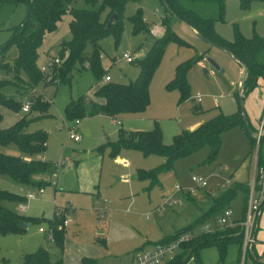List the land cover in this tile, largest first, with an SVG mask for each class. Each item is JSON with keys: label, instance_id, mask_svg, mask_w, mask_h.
Masks as SVG:
<instances>
[{"label": "rangeland", "instance_id": "obj_1", "mask_svg": "<svg viewBox=\"0 0 264 264\" xmlns=\"http://www.w3.org/2000/svg\"><path fill=\"white\" fill-rule=\"evenodd\" d=\"M100 5L98 4V7ZM73 7L91 8L86 0H74ZM139 7L143 8L144 17L149 19L151 27L161 26L162 18L167 13L162 0H137L126 4L121 18L123 29L119 41L116 42L114 33L107 34L99 41L103 51V65L105 69L107 66L110 67L109 73L116 82L128 83L139 76L140 67L136 60L145 55L163 32L152 36L143 31H133L131 16ZM201 10L205 15H217L214 4L210 5L209 9ZM108 11V9L103 10L102 19H105ZM26 14V4L0 0V47L10 39L13 28L23 22ZM225 19V22L217 21L216 27L228 39L234 37V25H238L245 36H252L255 29L259 34L264 35V2L255 0L249 9H242L239 0H226ZM71 20V14L67 13L60 21L58 30L46 36L39 50L40 66L52 58L59 57L61 44L71 40ZM171 26L186 43L172 40L165 48L150 84L151 101L146 110L157 116L156 121L162 127L166 144L172 143L176 134L189 128L199 117L210 119L209 117L221 109L225 114L239 110L236 95L240 86V69L235 59L226 50L206 41L184 21L174 17L171 19ZM91 51L92 45L88 44L86 52L91 53ZM128 52H133L136 57L132 63L123 58V54ZM202 55L205 59L204 65L199 61L190 69L188 73L190 95L181 101L179 90L168 89L167 85L174 78L178 64ZM16 56L17 48L11 45L3 60L12 65ZM209 59L216 61L219 69ZM52 72L53 68L46 73L51 75ZM13 76V72L0 68L1 78H13ZM50 78L47 76L35 89L29 88L28 92L26 87H6L4 89L6 94L22 100L23 103H33L34 96L42 95L47 104L43 109L33 108L27 113L0 105V124L2 128H8L21 117L28 115L32 118L27 130L33 132L42 129L47 132V149L44 156L45 159L59 166L58 171L49 177L50 183L43 187L42 193L37 187L16 182L2 174H0V188L22 196H26L29 192L37 193L32 200L4 201L3 204L22 215L41 219L63 215L64 219H69L70 223L66 226L65 233L66 264H79L76 259V247L73 244L79 240L95 247L92 257L97 260V264H136L133 250L141 244L142 238L118 240L117 226L111 228L110 236L105 230L106 227L104 228L107 235L105 242L98 234V230L102 229L98 226V210L103 209L104 206L100 203L105 198L112 200L113 205L120 209L113 215L115 220L126 223L139 232L148 233L145 235L150 239L160 240L172 235L178 227L181 229L196 223L210 209L217 193L225 186H230L233 181L241 182L239 180L244 181L250 177L247 183L249 186L252 183L254 171L251 160L253 161L254 155L251 157L250 140L246 130L241 126H235L223 134L222 147L215 161L207 162L210 147L205 146L193 154L179 158L174 170L162 172L159 176L160 185L153 186L149 180L138 181L136 174L139 168L153 169L164 163L165 158L159 155L145 156L137 149L124 148L118 155L129 160L130 166L124 167L116 162L118 156H111L107 142L117 140L121 128L152 129L155 126L154 120L134 122L118 116L116 119L123 121L121 125L115 122L113 117L97 114L81 117V123L76 125V119H68L66 107L72 99L81 96H85L86 100L89 99L99 84L95 73L89 68L78 66L74 69L69 83L50 82ZM16 88L21 89L22 92H18ZM197 95L202 96V102L197 101ZM257 98L259 94L253 93L243 99L244 109L252 126L260 118L263 110L259 109ZM69 127H74L81 135L79 141L70 138ZM260 129L261 125L259 131ZM101 145L104 146L103 149L97 150ZM1 150L12 155H25L15 143L2 146ZM257 150L258 139L254 154ZM261 152L264 159V143ZM235 174L238 180L234 178ZM128 175L133 177L132 185L129 181L123 180ZM193 176L206 179L208 184L205 187H196V183L192 180ZM131 193L138 201L133 207L131 206L132 210L131 208L127 210ZM20 203H24V211H19ZM243 204V197L239 195L229 207L233 222L230 227L236 226L234 219L242 218ZM260 212L258 226L261 236L264 230V210L261 208ZM218 217V214L211 215L199 221L192 230L184 233L191 234L190 238H192L203 232L216 231L221 227ZM41 226L48 230L47 221H38L28 224L23 233L8 235L0 233V264H3L4 259L10 260L12 264H20L24 253L34 252L40 247H46L51 253L52 260L55 261L59 248L49 237V233L39 231ZM253 250H250L246 256L242 255L241 264H257L250 253H254ZM237 254L238 247L235 244L230 246L224 262H220L216 247L204 248L201 251L204 264H234ZM187 264H198V262L191 259Z\"/></svg>", "mask_w": 264, "mask_h": 264}, {"label": "trees", "instance_id": "obj_2", "mask_svg": "<svg viewBox=\"0 0 264 264\" xmlns=\"http://www.w3.org/2000/svg\"><path fill=\"white\" fill-rule=\"evenodd\" d=\"M4 1L24 3L27 6L25 19L13 28L10 39L0 47V68L14 73L13 78L0 77V105L17 112L23 111L22 108L25 103L12 95L6 94L4 92L6 87H26L28 92L29 88L35 89L38 83L47 76H50V81L53 79V82L69 83L74 69L78 66L91 69L99 81V86L94 91L95 98L86 100L85 96H81L69 102L65 110L68 119L77 120L81 117L97 114L108 115L115 119L125 113L144 112L151 101L150 84L152 78L160 65L168 43L172 40L186 43L171 26V19L174 17L190 25L209 43L226 50L241 64L246 70L243 99L258 88L262 82L264 83V35L259 34L255 29L253 35L248 37L244 35L238 25H234V37L228 39L216 27L217 21H226V0H163L167 3V13L161 21L162 35L154 41L144 58L136 60L140 67V74L135 80L128 83L113 80L105 83L101 82L107 71L103 65V51L99 41L109 33H114L116 42L119 41L123 29L121 18L125 6L128 2L137 0H102V3H100V0H86L91 8H75L73 7L74 0ZM239 1L242 9H249L251 3L255 0ZM260 1L264 2V0ZM98 4L101 5L98 7ZM212 4L216 6L217 15L203 14L201 9H209ZM105 9L109 11L105 19H102L101 14ZM67 13L72 16L70 22L72 38L70 41L61 44L60 63L54 66L53 74L50 75L43 72L38 64L39 50L46 36L58 30L60 21ZM113 14H116L117 18L109 25ZM131 21L134 32L143 31L145 34L150 35L151 26L145 20L143 8L139 7L137 9L136 13L131 16ZM88 44L92 45L91 53L86 52ZM11 45H15L17 48V56L12 65L3 60L7 49ZM203 59V55L197 56L177 65L174 78L168 83L167 88L179 90L181 101L190 95L188 82L190 69ZM23 75H25V78ZM16 90L22 92L19 88H16ZM236 96L239 102L237 112L225 114L220 111L196 128L185 129L176 134L170 144L164 143L163 130L158 121L155 122L154 128L149 130L121 128L118 139L107 142L111 149L110 154L112 157H117L122 149L133 148L141 151L145 156H163L165 162L161 165L150 170L139 169L137 171L138 179L150 180L152 184L158 185L160 183L159 176L162 172L174 170L175 163L179 158L193 154L205 146L210 147L207 162L215 161L222 147L223 134L235 126H241L246 130L249 137L252 157L257 146L259 128L252 126L248 121L244 105L242 106L240 103L239 92ZM33 98L35 100L28 112L33 108L43 109L46 106L47 103L42 95ZM31 121L32 118L26 115L8 128H2L0 124V174L10 177L16 182L37 187L38 191H43V187L50 183L49 177L57 173L58 168L56 163L38 157V155L43 156L46 152L48 134L42 129L29 132L27 128ZM11 143L17 144L25 155H12L1 150L2 146ZM263 143L264 125L258 144L259 167L264 166L261 152ZM103 147L101 145L97 150H101ZM257 179L256 186L260 188L261 185L258 184ZM249 192L250 186L247 182L233 181L230 186H225L213 198L210 209L196 223L177 229L172 235L152 242L151 244L170 242L176 239L179 234L192 230L199 221H203L211 215H220L225 209L232 206L233 201L239 195L243 197L242 218L236 221L238 222L236 226L219 227L216 231L203 232L190 238L188 241L183 242L177 253L164 264H187L191 259L197 261L198 264H204L201 251L208 247H216L220 262H224L229 248L233 244L238 247L237 259L234 264H241L244 234L240 222L246 216ZM22 200H26V196L0 188V233L4 235L23 233L26 227H23L21 223L28 225L38 221H47L48 231L53 234L52 240L59 248V254L57 259L53 261L50 251L46 247H40L34 252L24 253L20 264H64L63 253L66 237L64 216L44 217L42 219L25 216L3 204L4 201L18 202ZM262 210H264V201ZM255 248L253 250L255 254L250 253L254 256L256 263L259 264L258 257L262 251L257 254ZM3 264L12 263L10 260L4 259ZM81 264H97V260L83 257Z\"/></svg>", "mask_w": 264, "mask_h": 264}, {"label": "built area", "instance_id": "obj_3", "mask_svg": "<svg viewBox=\"0 0 264 264\" xmlns=\"http://www.w3.org/2000/svg\"><path fill=\"white\" fill-rule=\"evenodd\" d=\"M161 28L159 26H156L155 28L150 29V35L152 36H157L158 33L160 32ZM123 58L126 59L128 62H134L135 61V55L133 52H128L123 54ZM60 63V58H52L50 59L46 64L40 66L41 70L43 72H47L50 69L54 68L55 65ZM110 67H106L107 73L104 75L102 78L101 82H109L112 81L113 78L109 73ZM197 101L201 102L202 101V96L197 95ZM216 102H218L217 99H215ZM32 102H25L23 105V111L28 112L31 109ZM115 122L121 123L120 121L114 120ZM81 123L80 119H77L75 121V124L78 125ZM264 125V120L262 121L261 124V129L257 135L258 139V144L260 140V136L262 134V129ZM69 134L70 138L79 141L81 139V135L76 132L74 127H69ZM253 163H254V172H253V180L252 183L250 184V194H249V200L247 204V209H246V216L243 221L240 222V224L243 226V256H246V254L250 251L253 250L255 245L258 244V237H257V228H258V218L260 215V210L262 208V204L264 201V166L259 167L258 166V150L256 154H254L253 158ZM57 165V164H56ZM59 166H57L58 168ZM257 175H258V184L261 185L260 188L257 189ZM192 180L196 183V187H205L208 182L206 179L193 176ZM178 189H180L179 186H177ZM257 189V191H256ZM193 191V190H192ZM42 193V191H39ZM37 193H32L29 192L26 195V200H32L36 197ZM105 201L110 202V200L105 199ZM175 201V200H173ZM19 211H24L25 210V205L24 203H20L18 207ZM98 223H102L103 218L105 216V211L103 209L98 210ZM232 212L230 208L225 209L218 217V222L219 226L221 227H226L230 226L233 224L232 220ZM69 219L66 218L64 220V225L67 226L69 224ZM237 224L238 222H234ZM41 232L44 233H49V237L52 239L53 234L49 232L46 228L40 227L39 228ZM191 237V234L189 233H183L180 234L176 239L170 241V242H165V243H160V244H154L152 246L146 247L140 251L135 256V263L136 264H164L167 260L173 257V255L176 253V251L179 249L181 244L185 241H187ZM259 259V264H264V251L261 252V254L258 257Z\"/></svg>", "mask_w": 264, "mask_h": 264}, {"label": "crops", "instance_id": "obj_4", "mask_svg": "<svg viewBox=\"0 0 264 264\" xmlns=\"http://www.w3.org/2000/svg\"><path fill=\"white\" fill-rule=\"evenodd\" d=\"M163 1V0H162ZM148 23H149V19H145ZM150 24V23H149ZM151 26V25H150ZM156 26H158V25H156ZM155 26V27H156ZM155 27H151V28H155ZM160 28H161V30H160V32L159 33H161L162 32V27L161 26H159ZM195 30V29H194ZM219 31V30H218ZM195 32H197L196 30H195ZM220 32V31H219ZM159 33H158V35H159ZM221 33V32H220ZM222 34V33H221ZM152 47V45L149 47V49L147 50V52L145 53V55H143V57H141V59L142 58H144L145 56H146V54L148 53V51L150 50V48ZM233 57V56H232ZM136 58V57H135ZM234 58V57H233ZM235 59V58H234ZM205 61V59L204 60H201L200 61V64L201 65H204V62ZM235 61L239 64V74H240V83H239V85L241 84V80H242V77H243V73H244V68L241 66V64L235 59ZM130 63H132V62H130ZM98 86H99V84H98ZM98 86H97V88H98ZM240 87V86H239ZM96 88V89H97ZM95 89V90H96ZM253 93H257V94H259V98H257V102H259V104H260V106H259V109H263L262 110V113H261V116H260V118L259 119H257L256 121H255V125H254V127H256V128H260V125L262 124V121L264 120V83L262 82L261 83V85L258 87V88H256L253 92H251L250 94H253ZM249 94V95H250ZM89 98H95V96H94V93L91 95V96H89ZM202 102V101H201ZM149 107V106H148ZM147 110V109H146ZM146 110L144 111V112H140V113H125V114H122V115H120V116H122V118L123 119H126L127 121H134V122H136L137 120H151V119H153L154 120V124H155V122H156V120H157V116L156 115H154L153 113H151V112H146ZM220 111H222V109L220 110ZM220 111H218V112H216L215 114H213V116H215L216 114H218ZM222 112H224V111H222ZM108 116V115H107ZM213 116H211V117H209V118H212ZM110 117V116H109ZM262 118H263V120H262ZM113 120H117L116 118L114 119L113 118ZM206 120H208V118L207 119H205V117L203 118V117H199V118H197V120L196 121H194V123L189 127V128H187V129H194V128H196L197 126H199L201 123H203L204 121H206ZM117 121H120V120H117ZM121 122V121H120ZM123 122V121H122ZM121 122V125H123V123ZM128 130V129H127ZM129 130H147L146 128H135V127H130V129ZM160 156V155H159ZM41 158H46L44 155L43 156H41ZM165 160V159H164ZM116 162H118L120 165H122V166H124V167H129L130 166V162H129V160L126 158V157H117L116 158ZM251 165H253V171H254V164H253V161L251 160ZM139 169H143V168H139ZM138 169V170H139ZM136 177H137V174H136ZM234 178L235 179H237L238 180V177H236V174H235V176H234ZM137 179H138V177H137ZM251 178L249 177L248 179H246V180H244V181H242V180H239V181H241V182H248L249 180H250ZM124 181H129V183L132 185L133 184V177L132 176H130V175H128L126 178H124L123 179ZM138 181H144V180H141V179H138ZM150 181V180H149ZM161 183H159L158 185H160ZM153 186H155L154 184H152ZM221 192V191H220ZM219 192V193H220ZM219 193H217V195L219 194ZM133 193H131L130 194V198H129V200H130V202H129V204H128V207H127V210H129L130 208H131V206L133 207L136 203H137V201H138V199L136 198V196L133 194ZM216 195V196H217ZM97 198V197H96ZM95 198V199H96ZM106 199V198H105ZM105 199L100 203V204H102L104 207H103V210L105 211V216H104V218H103V221H102V223H98V226H99V228L100 227H102V229L101 230H98V234L101 236V237H103V241L105 242V240L104 239H106V233H105V230H107L108 231V236H110L111 235V228H114L115 226H117L118 228H117V235H118V240H123V241H126V240H129V239H131V238H138L139 237V239H141L142 238V242H141V244H139L137 247H136V249L135 250H133V258L135 259V256H136V254L138 253V251H140V250H142V249H144V248H146V247H149V246H152V245H154V244H151L152 242H154V241H156V240H159V239H153V238H151L150 239V237L148 236V235H145V234H148V233H142V232H139V231H137V230H134V228H132L130 225H128V224H126V223H122V222H119V221H117V220H115L114 219V217H113V215L115 214V212L116 211H119L120 209L117 207V206H115V205H113V202H112V200H110V199H107V200H110V202H108V201H105ZM131 210H132V208H131ZM68 212V211H67ZM240 218H238V219H234V220H239ZM70 223V222H69ZM160 223V222H159ZM69 225V224H68ZM106 227V228H105ZM104 228H105V230H104ZM178 228H180V227H178ZM178 228H176L175 229V231L178 229ZM259 226H258V231H257V237H258V244L256 245V248H255V251L257 252V254H259V252L260 251H264V230H263V232H262V234H261V236L259 235ZM40 231V230H39ZM175 231H174V233H175ZM41 232V231H40ZM44 233V232H43ZM173 234V233H172ZM171 235V234H170ZM259 235V236H258ZM73 244H75V247H76V251H77V254H76V259H77V261L79 262V264H81V260H82V258L83 257H90V258H94V257H92V256H94V253H93V249H95V247L92 245V244H90V243H88V242H85V241H81V240H79V241H77V242H73ZM63 258H64V264H66V259H65V246H64V253H63ZM98 263V262H97Z\"/></svg>", "mask_w": 264, "mask_h": 264}, {"label": "water", "instance_id": "obj_5", "mask_svg": "<svg viewBox=\"0 0 264 264\" xmlns=\"http://www.w3.org/2000/svg\"><path fill=\"white\" fill-rule=\"evenodd\" d=\"M165 6H167V3L166 1H163ZM117 18V15L116 14H113L112 18L110 19L109 21V25ZM206 41H208L207 39H205ZM209 42V41H208ZM209 61L217 68L219 69V65L216 63V61H214L213 59H209ZM245 77H246V70L244 69V73H243V77H242V80H241V84H240V87H239V97H240V103L241 105L243 106L244 105V100H243V85H244V81H245ZM50 82H53V79H51ZM21 225L23 227H26L27 224L26 223H21Z\"/></svg>", "mask_w": 264, "mask_h": 264}]
</instances>
